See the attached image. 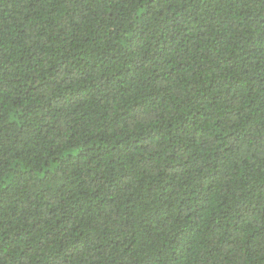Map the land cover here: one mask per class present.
<instances>
[{"label": "trees", "instance_id": "16d2710c", "mask_svg": "<svg viewBox=\"0 0 264 264\" xmlns=\"http://www.w3.org/2000/svg\"><path fill=\"white\" fill-rule=\"evenodd\" d=\"M0 264H264V0H0Z\"/></svg>", "mask_w": 264, "mask_h": 264}]
</instances>
